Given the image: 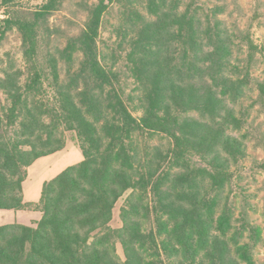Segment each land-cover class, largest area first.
Segmentation results:
<instances>
[{
    "label": "trees",
    "instance_id": "1",
    "mask_svg": "<svg viewBox=\"0 0 264 264\" xmlns=\"http://www.w3.org/2000/svg\"><path fill=\"white\" fill-rule=\"evenodd\" d=\"M17 2L0 0L13 5L0 19V44L17 30L24 61L0 56V208L42 217L0 225V264H257L263 230L237 222L226 192L248 156L244 103L257 91L249 106H264V79L251 64L264 45L248 37L241 61L244 44L223 5L97 0L81 31L41 59L66 0L31 11ZM113 3L121 4L118 38L102 48ZM67 131L83 159L46 180L39 201H26L29 167L64 150Z\"/></svg>",
    "mask_w": 264,
    "mask_h": 264
},
{
    "label": "rangeland",
    "instance_id": "2",
    "mask_svg": "<svg viewBox=\"0 0 264 264\" xmlns=\"http://www.w3.org/2000/svg\"><path fill=\"white\" fill-rule=\"evenodd\" d=\"M44 0H18L14 6L34 10ZM97 0H66L63 8L55 12L51 18L53 28L59 29L50 40H43L41 45V59L48 50L53 49L55 45L64 46L66 38L69 35L77 34L84 26L87 19V5ZM203 5L214 6L216 4L224 6L222 18H224L229 26L233 29L237 28L238 39L244 45L240 48L241 61L249 58V49L245 44L248 37L258 44L264 45V0H197ZM13 6V5H12ZM11 5L0 6V19L6 17L9 9H13ZM121 4L113 3L109 6L102 23L101 39L102 48H106V42L110 43V47H115L117 35V26L121 20L119 9ZM21 35L17 30H10L0 44V56L6 54L18 61L20 66H24L22 55ZM238 53V48H235ZM121 60L117 68L124 64ZM252 75L256 80L264 79V52L256 51L251 59ZM123 85L127 93L133 92L134 84L128 80ZM48 90H50L48 88ZM257 91L252 92L253 98H248L244 106L250 110L248 123L243 133L247 134L248 156L247 158L234 168L235 178L227 192L230 195V202L233 203L235 217L237 222L242 218L260 225L263 230L262 240L257 244L255 250V258L257 264H264V106L254 104L249 106L251 102L257 98ZM253 99V100H252ZM253 103V102H252ZM136 115H139L137 112ZM67 147L59 152L40 158L30 167V174L26 181V189L39 185L42 178H48L54 173L61 172L67 166L82 160V152L80 150L76 133L73 131L66 132ZM75 155L72 149H77ZM79 157V159H76ZM124 202L121 199L114 212L112 225L119 227L122 225L120 218V208ZM16 209L0 208V224L7 222L6 212ZM12 213V211L10 212ZM19 223V222H18ZM118 253L125 259L124 250L121 244H118Z\"/></svg>",
    "mask_w": 264,
    "mask_h": 264
},
{
    "label": "crops",
    "instance_id": "3",
    "mask_svg": "<svg viewBox=\"0 0 264 264\" xmlns=\"http://www.w3.org/2000/svg\"><path fill=\"white\" fill-rule=\"evenodd\" d=\"M72 151L76 155L78 153V148L77 149H72ZM82 157H83V155H82ZM41 158H43V157H41ZM76 159H79V157H77ZM79 161H81V160H79ZM58 173H60V172L54 173L49 178H48V176L46 178H42V180L40 181L39 185H37L35 188L30 186L29 189H26V187H25L26 181L28 180V176L30 174V167H29L28 176H27V179L24 182V198H25V200L29 201V202H37V201H39L44 182L46 180H49V179L53 178ZM11 211H12V213H10ZM5 214H6V217H7V222H5V224L19 222V223L25 224V225H32L35 221L40 220L41 217H42V212L41 211L29 210V209H21V210H16V211L15 210H9ZM0 225H3V224H0Z\"/></svg>",
    "mask_w": 264,
    "mask_h": 264
}]
</instances>
